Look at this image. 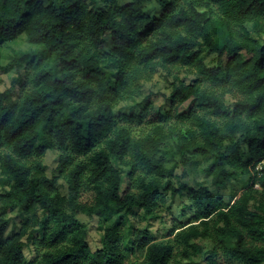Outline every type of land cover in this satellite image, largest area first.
<instances>
[{
	"label": "trees",
	"instance_id": "trees-1",
	"mask_svg": "<svg viewBox=\"0 0 264 264\" xmlns=\"http://www.w3.org/2000/svg\"><path fill=\"white\" fill-rule=\"evenodd\" d=\"M122 1L0 0V45L22 34L38 45L10 64L25 66L18 98L0 91V264H25L21 234L6 236L10 212L24 225L36 217L47 250L33 264H125L137 252L142 264H170L174 242L186 250L199 239L212 243L210 257L220 249L264 264V0ZM151 3L158 16L145 10ZM174 68L200 79L175 77L165 111L147 100L137 113H114ZM54 150L65 195L41 161ZM166 154L179 163L167 165ZM208 161L215 190L249 176L234 203L208 186L175 187L180 163ZM83 191L91 204L77 201ZM169 191H187L198 224L155 242L130 217L156 218ZM94 219L102 234L92 250Z\"/></svg>",
	"mask_w": 264,
	"mask_h": 264
},
{
	"label": "rangeland",
	"instance_id": "rangeland-1",
	"mask_svg": "<svg viewBox=\"0 0 264 264\" xmlns=\"http://www.w3.org/2000/svg\"><path fill=\"white\" fill-rule=\"evenodd\" d=\"M131 0H123L124 2H129ZM145 5V10H147L153 16H158L161 7L156 4V12L154 5ZM38 45L30 43L25 34L20 35L16 40L6 42L0 45V91H7L11 94L12 98L16 99L21 94L22 86L25 83V66L21 68L15 65H10L17 57L18 54L24 52H33L37 49ZM205 64L210 67L215 65L214 55H205ZM175 77L184 81L185 83H190L196 79H200V75L194 69L186 68H174L172 69V74L166 78V74L161 70L156 73L153 78L147 82L141 84L140 95L136 98H130L124 100L115 107V114H126V113H137L141 110L147 100L150 102L149 109L151 110H162L165 111L168 108V97L172 91V83ZM232 100L228 99V103ZM200 106V105H199ZM196 111H203L201 108H196ZM175 122V120L171 121ZM126 123V122H125ZM124 124V122H123ZM138 127L133 130H137ZM172 142V140H170ZM58 156L59 152L57 150L47 153L41 161L47 166L46 173L48 176H58V190L62 195L66 193V184L63 176L60 175L58 170ZM165 157L169 160L167 165H172L177 162L179 158H172L170 155L166 154ZM196 161H199L196 160ZM208 162H198L192 167H184L181 163L178 165L177 169L171 176V179L176 188L187 185L192 188H198L200 186H208L215 193L222 195L226 202L230 204L234 203L235 199L243 192V187L248 184L249 176L246 175L244 180L233 182L225 188H220L215 190L212 185V177L205 175L203 171L209 165ZM124 170L123 172H125ZM253 173V172H252ZM247 189V188H246ZM255 189L261 191L262 189L257 186ZM94 193L91 191H83L78 202L81 205H88L93 202ZM192 200L187 193L183 191L182 193L164 192L161 201L159 202L157 209V217L153 219L145 220L142 218L141 212H137L135 215L130 217V222L137 228H142L149 226L151 234L155 242H166L174 241V236L180 230L188 228L190 225L198 224L194 220V211L192 209ZM31 216L34 217L33 214ZM4 217L11 218L10 226L7 232V237L10 238L13 235L21 234V239L25 246V264H33L36 260L40 259L41 254L47 250L44 244L39 242L40 237L38 233V226L35 223L36 217L33 221L24 225L22 217L17 215V212H10ZM96 219L92 222V227H90L89 238L91 249H95L99 244V238L102 231L97 228ZM209 229L211 232L214 231L216 227V217H212L208 220ZM175 226L176 230L173 235L170 236V231ZM204 225H200V229H203ZM29 236L34 238V244L28 242ZM198 245L196 247H188L184 250L185 246L177 245L175 242V250L173 258L170 264H209L210 261L213 264H244L238 260H235L225 254L223 250L217 249L216 257H210L213 251V245L210 241L199 239L196 240ZM144 261L141 252H137L131 255L130 259L125 264H142Z\"/></svg>",
	"mask_w": 264,
	"mask_h": 264
},
{
	"label": "built area",
	"instance_id": "built-area-1",
	"mask_svg": "<svg viewBox=\"0 0 264 264\" xmlns=\"http://www.w3.org/2000/svg\"><path fill=\"white\" fill-rule=\"evenodd\" d=\"M261 165V164H260Z\"/></svg>",
	"mask_w": 264,
	"mask_h": 264
}]
</instances>
